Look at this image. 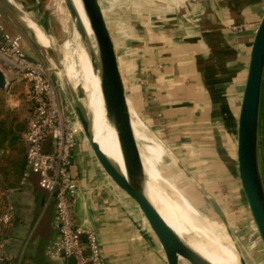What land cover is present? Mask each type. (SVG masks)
Wrapping results in <instances>:
<instances>
[{
  "label": "crops",
  "instance_id": "0c3cea01",
  "mask_svg": "<svg viewBox=\"0 0 264 264\" xmlns=\"http://www.w3.org/2000/svg\"><path fill=\"white\" fill-rule=\"evenodd\" d=\"M128 2L123 7L127 15L121 20L129 35L125 42L114 37V43L121 55L119 66L134 118L140 123V117L169 141L176 140L175 147L209 157L213 150L217 159L221 153L225 162L214 161L213 165L219 173L224 166L232 177L237 116L264 0ZM0 11L6 29L22 34L28 57L44 58L30 41L29 27L2 0ZM151 146L164 153L161 147ZM72 171L78 184L76 222L96 230L105 264H166L138 208L105 175L82 135L78 136ZM37 180L32 173L9 193L15 211L3 235L8 260L0 264H55L46 254L57 238L51 227L54 203ZM238 198L246 208L244 198Z\"/></svg>",
  "mask_w": 264,
  "mask_h": 264
},
{
  "label": "water",
  "instance_id": "95a60500",
  "mask_svg": "<svg viewBox=\"0 0 264 264\" xmlns=\"http://www.w3.org/2000/svg\"><path fill=\"white\" fill-rule=\"evenodd\" d=\"M5 6L21 21L22 10L10 0H2ZM88 24L77 22L75 31L88 45L90 65L97 75V86L103 115L115 133L121 164L108 157L94 138L89 117L82 104L68 100L78 121L84 141L105 175L136 205L149 231L161 248L166 264H212L203 256L192 253L179 239L146 193V173L141 159L131 114L125 95V87L119 66L113 36L104 16L100 0H80ZM71 19L75 17L70 0H64ZM26 13V12H25ZM42 22V21H41ZM44 22V21H43ZM42 22V23H43ZM25 23V22H24ZM44 30V26H41ZM90 33L89 39L87 34ZM46 54V53H45ZM35 60L34 58H30ZM52 72L57 68L50 66ZM15 81L0 67V89L8 90ZM264 92V14L262 15L249 50L235 135L237 173L240 187L250 216L264 249V160L261 154L262 110ZM180 167L182 164H179ZM205 194H207L204 191ZM211 208L219 217L225 231L231 237L225 215L218 202L208 196ZM232 239V238H231ZM64 251H62L63 253ZM239 254V253H238ZM73 264V258H68ZM239 264H247L239 254Z\"/></svg>",
  "mask_w": 264,
  "mask_h": 264
},
{
  "label": "rangeland",
  "instance_id": "374dc122",
  "mask_svg": "<svg viewBox=\"0 0 264 264\" xmlns=\"http://www.w3.org/2000/svg\"><path fill=\"white\" fill-rule=\"evenodd\" d=\"M128 1L129 0H100L108 25L110 24V20H115L109 25L113 40L115 37L117 41L122 42L129 35L127 32L128 27L124 26L121 20L124 18V15H127L125 12L126 10L123 11V9H125L123 7H126L129 4ZM12 2L17 4L18 8L26 12L31 18H35V22L40 26H43L41 21H44V31L48 34L52 42L54 55H52L51 51L46 50L40 44L35 33L28 28L27 30L31 39L30 41L37 48L39 55L42 57L44 55L47 63L50 66L57 68V70L53 72V77L58 80L64 96L70 101L74 100L75 102L82 104L85 94L83 80L80 79V64L77 52L78 41L75 37L73 22L63 1L12 0ZM13 16L21 22L16 15ZM24 22L28 26L29 22ZM24 22L22 21V23ZM113 25L114 29H112ZM22 48L24 50L23 40ZM87 52L89 54V51ZM118 54L121 56L120 53ZM120 58L122 59V57ZM71 64L75 67L74 78L68 77L65 73L66 67ZM23 86V82L13 81L8 90L0 89V119H6L12 124L14 129L19 131L20 135L26 127L28 115L27 105L19 101L22 96ZM133 110L139 117V114L135 109ZM130 114L136 140H138L140 145L143 146V152L147 157L158 166V169L163 173L166 181H173V184L183 187L184 190H187L190 197L201 200L202 205L200 210L203 214H207L220 220L215 211L211 208L207 195L213 197L215 200L217 199V202H219L225 215L227 226L230 230V235L233 243H235L237 252L245 259L247 264H264V249L254 222L250 216L248 208L241 207L242 204L239 202L238 196L240 195L242 199L244 197L242 190L239 189L240 184L235 158L232 160V177L224 166H222L223 171L219 173V169L215 167L216 165H213V162L215 161L218 164L220 163L219 161L222 160L225 162L221 153L218 152L219 159H217L213 150H209L211 153V157H209L207 153L200 154L191 152L185 147H175L173 144L176 143V140H174V143L169 141L167 137L154 131L153 128H151L143 119L139 117V123V121L134 118L132 112ZM261 120V154L264 159V100ZM145 135H147L149 140H147ZM219 139L221 141V138ZM85 144L87 145L86 142ZM150 144L155 145V147H161L164 153L155 151ZM215 145L216 144H214V147ZM163 154L164 156H162ZM1 155L4 157L5 153H2ZM179 164H182V166L180 167ZM162 183L167 194L175 200L176 196L174 192L171 191L166 183L163 181ZM10 189L12 188L1 189L0 187V207L8 201V196L6 197V195H9ZM204 191L207 194H205ZM243 200L245 201V199ZM243 206H245V204ZM221 224L223 226L222 222ZM10 225L7 227L6 232L9 230Z\"/></svg>",
  "mask_w": 264,
  "mask_h": 264
},
{
  "label": "built area",
  "instance_id": "2783aa9c",
  "mask_svg": "<svg viewBox=\"0 0 264 264\" xmlns=\"http://www.w3.org/2000/svg\"><path fill=\"white\" fill-rule=\"evenodd\" d=\"M2 16L0 11V67L8 77L23 82L19 101L28 107L26 127L21 133L26 165L20 185L30 174H36L38 186L54 203L51 227L57 238L46 254L55 264H69V257L73 264H105L96 230L77 224L75 218L78 184L72 166L81 127L50 65L45 58L29 59L22 48V34L10 33ZM7 196L0 212V263L8 260L3 235L15 211Z\"/></svg>",
  "mask_w": 264,
  "mask_h": 264
},
{
  "label": "bare ground",
  "instance_id": "6f19581e",
  "mask_svg": "<svg viewBox=\"0 0 264 264\" xmlns=\"http://www.w3.org/2000/svg\"><path fill=\"white\" fill-rule=\"evenodd\" d=\"M62 1L64 3V0ZM70 1L75 13V17L71 20L74 26L75 37L78 41L77 52L80 64V79L83 80L84 85L85 95L82 105L89 117L95 140L108 157L121 164V157L117 148L114 130L105 119L102 112L97 86V75L93 73L91 69L89 54L87 52L88 45L85 39L81 37L80 33L75 31V26L78 22L80 26L87 28L88 33L87 19L81 1ZM15 5L18 7L17 4ZM21 17L24 21L29 22L28 27L35 33L40 44L54 55L52 42L43 28L25 12H22ZM87 36L89 39L90 33L87 34ZM65 73L68 77L74 78V65L71 64L67 66ZM142 147L143 146L140 145L139 150L147 178L145 185L146 193L159 213L183 242L184 246L192 253L200 254L212 264H239V254L236 250L235 243H233V240L225 231L220 220L203 214L200 210L202 205L201 200L190 197L187 190H184V188L179 185L173 184V181H166L163 173L160 172L158 166L147 157ZM162 181L174 192L176 196L175 200L164 190Z\"/></svg>",
  "mask_w": 264,
  "mask_h": 264
},
{
  "label": "trees",
  "instance_id": "16d2710c",
  "mask_svg": "<svg viewBox=\"0 0 264 264\" xmlns=\"http://www.w3.org/2000/svg\"><path fill=\"white\" fill-rule=\"evenodd\" d=\"M19 131L6 119H0V187L17 188L25 170V145ZM5 153L4 157L1 155ZM0 212L3 206L0 207Z\"/></svg>",
  "mask_w": 264,
  "mask_h": 264
}]
</instances>
